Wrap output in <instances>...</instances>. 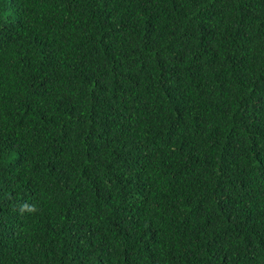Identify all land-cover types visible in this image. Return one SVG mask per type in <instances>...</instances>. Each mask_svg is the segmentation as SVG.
I'll return each mask as SVG.
<instances>
[{"label": "trees", "instance_id": "1", "mask_svg": "<svg viewBox=\"0 0 264 264\" xmlns=\"http://www.w3.org/2000/svg\"><path fill=\"white\" fill-rule=\"evenodd\" d=\"M0 264H264V0H0Z\"/></svg>", "mask_w": 264, "mask_h": 264}]
</instances>
